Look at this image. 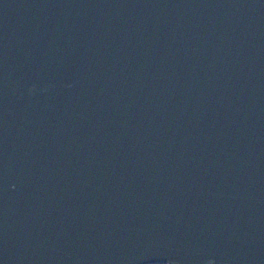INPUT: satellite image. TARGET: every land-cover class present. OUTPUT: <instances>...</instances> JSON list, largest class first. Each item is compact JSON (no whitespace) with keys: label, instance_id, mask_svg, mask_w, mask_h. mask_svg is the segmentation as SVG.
<instances>
[{"label":"water","instance_id":"1","mask_svg":"<svg viewBox=\"0 0 264 264\" xmlns=\"http://www.w3.org/2000/svg\"><path fill=\"white\" fill-rule=\"evenodd\" d=\"M264 264V0H0V264Z\"/></svg>","mask_w":264,"mask_h":264},{"label":"flooded vegetation","instance_id":"2","mask_svg":"<svg viewBox=\"0 0 264 264\" xmlns=\"http://www.w3.org/2000/svg\"><path fill=\"white\" fill-rule=\"evenodd\" d=\"M151 264H158V263H151Z\"/></svg>","mask_w":264,"mask_h":264}]
</instances>
